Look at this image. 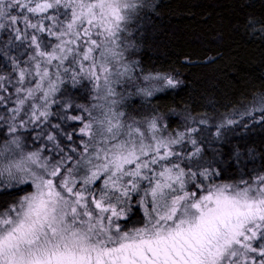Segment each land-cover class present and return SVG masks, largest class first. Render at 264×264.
Listing matches in <instances>:
<instances>
[{"label": "snow or ice", "instance_id": "1", "mask_svg": "<svg viewBox=\"0 0 264 264\" xmlns=\"http://www.w3.org/2000/svg\"><path fill=\"white\" fill-rule=\"evenodd\" d=\"M155 8L0 0V264H264V163L227 135L264 132V83L214 116L169 100Z\"/></svg>", "mask_w": 264, "mask_h": 264}, {"label": "trees", "instance_id": "2", "mask_svg": "<svg viewBox=\"0 0 264 264\" xmlns=\"http://www.w3.org/2000/svg\"><path fill=\"white\" fill-rule=\"evenodd\" d=\"M262 14L264 0H157L137 40L140 57L147 66L175 67L181 73L179 95L169 100L214 116L264 83V41L244 27L250 15ZM227 135L231 146L246 145L249 169L264 163L260 128Z\"/></svg>", "mask_w": 264, "mask_h": 264}, {"label": "rangeland", "instance_id": "3", "mask_svg": "<svg viewBox=\"0 0 264 264\" xmlns=\"http://www.w3.org/2000/svg\"><path fill=\"white\" fill-rule=\"evenodd\" d=\"M153 2H154V3H155V5H156V3H157V0H153ZM250 33H251V35H253V34H252V32H250Z\"/></svg>", "mask_w": 264, "mask_h": 264}]
</instances>
